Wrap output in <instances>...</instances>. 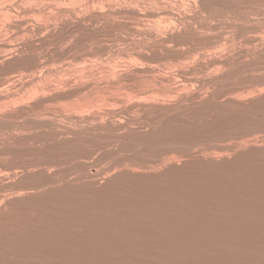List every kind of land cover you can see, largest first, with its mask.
<instances>
[{
  "label": "bare ground",
  "instance_id": "6f19581e",
  "mask_svg": "<svg viewBox=\"0 0 264 264\" xmlns=\"http://www.w3.org/2000/svg\"><path fill=\"white\" fill-rule=\"evenodd\" d=\"M174 208L264 264V0H0V264H153Z\"/></svg>",
  "mask_w": 264,
  "mask_h": 264
},
{
  "label": "rangeland",
  "instance_id": "374dc122",
  "mask_svg": "<svg viewBox=\"0 0 264 264\" xmlns=\"http://www.w3.org/2000/svg\"><path fill=\"white\" fill-rule=\"evenodd\" d=\"M176 208H174V210H170V213H171V215H172V213H173V215H172V220H173V225H175V228L176 229H172V231H171V235H170V238H171V241H169L168 243V245L167 244H165V245H162V247L160 248V247H158V250L160 251V253H161V255H162V257L164 258H162V259H157L156 261H154V263L153 264H206L205 262H204V260L206 259V258H208V259H211V257H212V259L213 260H215V261H219L218 259H220V255H219V253L218 252H215V251H213L211 248H209V247H206V246H204V234H202V233H204V222L206 221L207 222V220L206 219H208L212 214H210V216L208 215V214H205V213H203L202 214V216H201V220H202V228H203V231H201V232H198V233H193L192 235H190V230H191V225H190V223H189V221H184L183 220V218H182V216H185V213H182V212H184V211H180V210H178V208L175 210ZM191 210V209H190ZM190 210L188 211L187 210V212L189 213L190 212ZM180 211V212H179ZM177 212V213H176ZM186 212V213H187ZM180 214H181V216H180ZM205 214V215H204ZM178 215H179V217H178ZM174 216V217H173ZM208 218H207V217ZM176 217H177V219H176ZM205 217V218H204ZM179 218V219H178ZM203 218V219H202ZM214 218H212V220H213ZM178 221H180V222H178ZM178 222V223H177ZM183 222V223H182ZM206 224V223H205ZM227 224H225L224 225V223H222L221 225H219L220 227L221 226H226ZM218 226V227H219ZM185 227H187V229L185 228ZM183 230H182V229ZM178 229V230H177ZM187 231V232H186ZM174 232H176V233H174ZM185 232V233H184ZM180 233H181V235H180ZM201 233V234H200ZM175 234V235H174ZM177 234V235H176ZM188 235H190L191 237H189ZM175 236V237H174ZM201 236V237H200ZM184 238V239H183ZM187 238H188V241H190L191 242V240H189L190 238H192L193 240H195V242H188V241H185V239L187 240ZM179 239H181V240H179ZM175 241V242H174ZM178 241V242H177ZM200 241V242H199ZM182 244H181V243ZM186 242V243H185ZM172 243H175V244H172ZM180 243V244H179ZM189 244H190V247H189ZM193 244V245H192ZM197 244V245H196ZM175 245V246H174ZM170 246V247H169ZM187 246V247H186ZM196 246V247H195ZM202 246H203V248H202ZM185 247V248H184ZM189 247V248H188ZM206 247V248H205ZM163 248H164V250L165 251H163ZM173 248V249H172ZM175 248H177V249H175ZM183 249V250H182ZM175 250V251H174ZM194 250V251H193ZM172 251V252H171ZM196 251H198L197 253H196ZM165 252V253H164ZM170 252V253H169ZM201 252V253H200ZM205 252V253H204ZM210 252V253H209ZM144 253V252H143ZM172 253H174V254H172ZM178 253V254H177ZM209 253V254H208ZM260 253L262 254V256H264V250L263 249H260V248H258V249H256L255 251H254V256L255 257H257V256H259L260 255ZM166 254V255H165ZM182 254H184V255H182ZM211 254V255H210ZM214 254V255H213ZM216 254H218V255H216ZM209 255V256H208ZM207 256V257H206ZM211 256V257H210ZM142 257V258H141ZM139 259L141 260V263H137V264H149V262H147L148 261V259L146 260V256H145V253H144V255L142 254V256H141ZM169 257V258H168ZM201 259H200V258ZM203 257V258H202ZM166 258V259H165ZM171 258V259H170ZM176 258V259H175ZM180 258V259H179ZM142 259L144 260V261H142ZM168 259V260H167ZM170 259V260H169ZM175 259V260H174ZM186 259V260H185ZM199 259V260H198ZM177 260H179V261H177ZM182 260V261H181ZM185 260V261H184ZM195 261H197V263L195 262ZM206 261V260H205ZM143 262V263H142ZM158 262V263H157ZM166 262V263H165ZM178 262V263H177ZM192 262V263H191ZM195 262V263H194Z\"/></svg>",
  "mask_w": 264,
  "mask_h": 264
}]
</instances>
